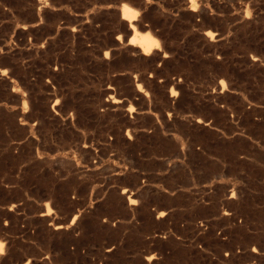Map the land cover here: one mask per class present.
<instances>
[{
	"label": "rangeland",
	"instance_id": "374dc122",
	"mask_svg": "<svg viewBox=\"0 0 264 264\" xmlns=\"http://www.w3.org/2000/svg\"><path fill=\"white\" fill-rule=\"evenodd\" d=\"M0 239V264H264V0H0Z\"/></svg>",
	"mask_w": 264,
	"mask_h": 264
},
{
	"label": "bare ground",
	"instance_id": "6f19581e",
	"mask_svg": "<svg viewBox=\"0 0 264 264\" xmlns=\"http://www.w3.org/2000/svg\"><path fill=\"white\" fill-rule=\"evenodd\" d=\"M135 15V11L131 8V6L127 5L126 3H121L120 7V17L121 19L127 21L129 23V30H132V36L129 39V43L133 46H137L139 48V51L142 54L148 53L151 49H154V43L155 38L150 35L148 32H137L134 28V25L132 24V21L135 20L132 18V16ZM126 24V23H125ZM207 34H211V32H207ZM209 36V35H208ZM154 47V48H153ZM137 48V49H138ZM43 215H48V208L46 209V212ZM62 225H57L55 229L62 228ZM2 239H0V245H3ZM3 250V249H2ZM2 251H0V254Z\"/></svg>",
	"mask_w": 264,
	"mask_h": 264
},
{
	"label": "crops",
	"instance_id": "0c3cea01",
	"mask_svg": "<svg viewBox=\"0 0 264 264\" xmlns=\"http://www.w3.org/2000/svg\"><path fill=\"white\" fill-rule=\"evenodd\" d=\"M141 174H144V173H141ZM141 178H143V177H141ZM126 189H127V191H128V193L130 192V193H135L136 192V190H134V189H132V187H125ZM126 191V192H127ZM163 191H165V190H163ZM168 193V192H167ZM138 201H139V199H138ZM131 205V204H130ZM129 205V206H130ZM134 206H137L138 204L137 203H135V204H133ZM146 206H147V208H149L150 210H152V211H156V210H159V209H163V208H165V207H161L159 204L157 205V204H155L153 201L152 202H149V203H146ZM130 208L132 209L133 207L132 206H130ZM166 209V208H165ZM169 209V208H168ZM168 209H166L165 211H168ZM158 218V217H157ZM119 222V221H118ZM123 222V221H122Z\"/></svg>",
	"mask_w": 264,
	"mask_h": 264
},
{
	"label": "snow or ice",
	"instance_id": "6c2138e0",
	"mask_svg": "<svg viewBox=\"0 0 264 264\" xmlns=\"http://www.w3.org/2000/svg\"><path fill=\"white\" fill-rule=\"evenodd\" d=\"M132 18L135 19V15H133ZM154 46L159 47V45L155 43ZM133 203H135V201H133ZM2 249H3V245H0V251H2Z\"/></svg>",
	"mask_w": 264,
	"mask_h": 264
}]
</instances>
